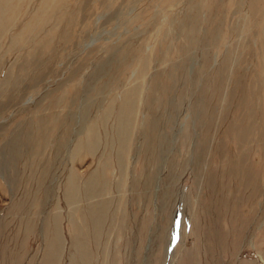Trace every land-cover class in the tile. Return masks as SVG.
Listing matches in <instances>:
<instances>
[{
	"label": "rangeland",
	"instance_id": "374dc122",
	"mask_svg": "<svg viewBox=\"0 0 264 264\" xmlns=\"http://www.w3.org/2000/svg\"><path fill=\"white\" fill-rule=\"evenodd\" d=\"M0 264H264V0H0Z\"/></svg>",
	"mask_w": 264,
	"mask_h": 264
},
{
	"label": "bare ground",
	"instance_id": "6f19581e",
	"mask_svg": "<svg viewBox=\"0 0 264 264\" xmlns=\"http://www.w3.org/2000/svg\"><path fill=\"white\" fill-rule=\"evenodd\" d=\"M262 263H263V261H262Z\"/></svg>",
	"mask_w": 264,
	"mask_h": 264
}]
</instances>
